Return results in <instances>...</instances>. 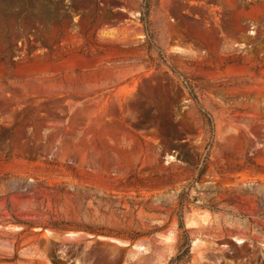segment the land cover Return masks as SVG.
Segmentation results:
<instances>
[{
	"label": "rangeland",
	"instance_id": "obj_1",
	"mask_svg": "<svg viewBox=\"0 0 264 264\" xmlns=\"http://www.w3.org/2000/svg\"><path fill=\"white\" fill-rule=\"evenodd\" d=\"M181 223L264 264V0H0V264H168Z\"/></svg>",
	"mask_w": 264,
	"mask_h": 264
},
{
	"label": "trees",
	"instance_id": "obj_2",
	"mask_svg": "<svg viewBox=\"0 0 264 264\" xmlns=\"http://www.w3.org/2000/svg\"><path fill=\"white\" fill-rule=\"evenodd\" d=\"M207 122L210 124V120H208ZM179 230L182 232L180 236V246L177 253L170 258L168 264L186 263L190 258L191 238L187 230L184 229L182 223L179 225Z\"/></svg>",
	"mask_w": 264,
	"mask_h": 264
}]
</instances>
